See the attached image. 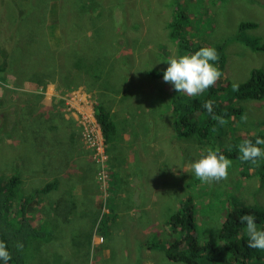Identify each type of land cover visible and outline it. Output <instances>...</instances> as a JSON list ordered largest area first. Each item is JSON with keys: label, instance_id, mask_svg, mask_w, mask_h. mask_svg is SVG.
<instances>
[{"label": "rangeland", "instance_id": "374dc122", "mask_svg": "<svg viewBox=\"0 0 264 264\" xmlns=\"http://www.w3.org/2000/svg\"><path fill=\"white\" fill-rule=\"evenodd\" d=\"M178 12L195 44L224 46L222 74L231 82L264 70V51L248 42H264V0H0L1 53L16 55L34 38L31 48L39 47L26 71L11 63L0 72L1 181L20 174L21 199L32 187L52 184L28 212L47 233L54 226L49 199H76L60 204L71 213L57 211L56 231L34 241L37 253L30 252L42 264L52 255L57 264H184L165 254L174 238L168 222L182 198L193 195L201 244L221 226L231 200L264 207V159L244 169L232 159L228 178L211 184L188 168L210 146L176 134L168 108L172 85L149 73L166 70L170 57L193 53L182 52L170 34ZM78 53L102 77L83 68L77 74ZM100 103L117 124L111 149L95 115ZM232 105L241 110L231 124L238 136L264 131V100ZM225 129L229 143L233 130ZM127 196L124 205L114 204Z\"/></svg>", "mask_w": 264, "mask_h": 264}, {"label": "trees", "instance_id": "16d2710c", "mask_svg": "<svg viewBox=\"0 0 264 264\" xmlns=\"http://www.w3.org/2000/svg\"><path fill=\"white\" fill-rule=\"evenodd\" d=\"M179 12L176 13L171 22V36L179 40L181 51L190 50L193 53L198 51L204 46H209L204 43H197L191 41L186 35L183 23L180 22ZM242 27H254V23H242ZM14 36L12 39L14 40ZM41 38L38 41H44ZM33 41V42H32ZM30 41L25 50L17 53L16 55L1 53L0 72L8 69V66L13 63L16 67H20L26 71V68L31 66L38 59V48H31V45L35 43V38ZM251 47L255 50L264 51V42L257 40L248 41ZM38 46V45H37ZM223 45H219L215 49L219 54L218 64L221 72L224 67L225 55L223 54ZM49 52V51H48ZM81 54H74L73 59L76 57V65L78 68L77 74L82 70L84 73H89L91 70H95L93 75L95 78L102 77L103 72L97 70L98 66L92 64V61L85 63L86 57H81ZM37 56V57H36ZM98 62V61H97ZM99 63V62H98ZM165 70L151 69L149 71L150 77L153 79H163V73ZM49 71H47L48 74ZM43 76V75H42ZM66 78L69 79L67 75ZM71 78H76L71 75ZM43 77L40 78V81ZM234 83L228 78L224 77L217 81L215 86L209 88L205 93L199 97H190L184 93H179L173 90V85L170 91L171 101L168 104V108L171 113L172 127L175 129L176 134L181 138L196 139L198 143L203 145H209L213 149L217 148L220 143V151L223 155L229 159H237L238 163L244 169L245 167H251L253 164L250 162H241L238 157L240 153L238 151V145L244 140H251L255 143L257 138L264 139V131H257L255 134L247 136H238L237 130L232 127V118L235 114H240L241 110L233 107V100H264V70L255 68L251 71L249 78L243 82L236 83L239 85L238 91L233 90ZM212 100L213 114L222 115L228 120L226 126H219L217 121L212 119L213 114H209L206 109L202 107L204 101ZM230 104V105H229ZM95 115L101 126L105 142L108 143L109 149L114 148L116 142L115 135L117 134V124L114 119L113 113L103 103L95 105ZM226 127L232 128L233 138L229 143L224 142V134L226 133ZM2 126L0 124V130ZM215 129V130H213ZM219 132V133H218ZM223 139V140H221ZM264 147V146H261ZM261 161V160H259ZM258 161V162H259ZM257 166V165H256ZM263 166H258L261 170ZM257 169V171H258ZM255 172V171H254ZM116 173V171H114ZM261 179L264 178V172L261 173ZM0 178V240H4L12 254V260L9 264H42L41 261L34 258V253L30 252L31 248L37 253L36 242L39 239H43L45 236L53 231H56V227L60 222V215L57 214L59 210L60 214L71 213L66 207L60 209L61 203H75L76 199H65L59 202L49 199V219L54 224L53 228L49 226V233L40 229L34 225L32 219L28 216V212L31 209V202L37 197L38 192H43L45 188H49L52 184H46L42 189L36 190L32 187L27 192L23 199L19 198L20 194L23 195L20 190L21 175L14 174L7 181H1ZM19 184V185H18ZM121 196V195H120ZM130 196V193H128ZM127 198H120L118 201L114 200L116 205H124ZM117 197V196H116ZM17 200L19 205L18 210L14 213V216L9 214V209ZM42 200V199H41ZM60 200V199H59ZM67 201V202H66ZM109 203V201H108ZM195 204L193 202V195L190 194L185 198H182L178 210L176 209L168 222L170 226V233L174 235L172 241L165 247L166 256L178 263L184 264H264V251L251 249L248 247V236L246 233V224L241 223L240 218L245 214H250L255 217L257 226L259 229L264 230V207L257 205H250L243 203L240 200H231L228 206L227 215L222 222L221 226L214 231L213 234L205 238L203 244L200 243L196 234V223L194 211ZM44 208H46L44 206ZM51 211L56 212L57 218H51ZM113 212L112 206L110 213ZM78 217H84L83 212H75ZM110 215V214H109ZM108 216V215H107ZM109 217V216H108ZM107 217V218H108ZM178 234L176 237L175 235ZM50 243L55 242V238L49 239ZM17 242L23 243L22 250H17L15 247ZM149 248L154 247V244H148ZM57 257L55 255L49 256V262L46 264H57ZM0 264H3L0 261ZM61 264H70L68 262H62Z\"/></svg>", "mask_w": 264, "mask_h": 264}, {"label": "clouds", "instance_id": "9594fccd", "mask_svg": "<svg viewBox=\"0 0 264 264\" xmlns=\"http://www.w3.org/2000/svg\"><path fill=\"white\" fill-rule=\"evenodd\" d=\"M219 54L214 47L204 46L194 53H186L180 56H173L166 60L167 69L163 73V80L173 85V90L184 93L190 97H199L209 88L215 86L221 78L222 72L216 62L219 61ZM150 71V70H149ZM233 90L238 91L239 85L234 83ZM212 100L204 101L202 107L209 114H213ZM212 119L217 121L219 126H226L228 120L222 115H212ZM243 120H247L244 116ZM215 130V129H213ZM264 139L257 138L255 143L251 140H244L238 145L241 162H250L257 165L258 161L264 159ZM233 166V161L223 155L219 148L209 147L206 153L199 159L191 162L188 168L192 174L203 184H211L220 180H226L229 169ZM241 223L246 224L248 236V247L264 251V230L258 229L255 217L245 214L241 218ZM15 247L22 250L23 243L17 242ZM12 254L4 240H0V261L9 264Z\"/></svg>", "mask_w": 264, "mask_h": 264}]
</instances>
